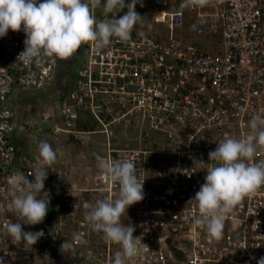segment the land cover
I'll return each mask as SVG.
<instances>
[{
    "label": "built area",
    "instance_id": "obj_1",
    "mask_svg": "<svg viewBox=\"0 0 264 264\" xmlns=\"http://www.w3.org/2000/svg\"><path fill=\"white\" fill-rule=\"evenodd\" d=\"M156 2L155 22L167 31L158 35L144 27L133 29L128 42L113 38L102 52L86 43L66 95L44 108L43 131L76 133L80 120L90 118L105 137L103 157L134 163L144 180V199L129 206L121 221L131 224L136 243L148 248L130 264H258L264 257V186L227 215L219 241L194 226L198 209L190 201L215 163L209 152L225 136L248 135L254 115L264 117V0H222V12L197 14L189 32L216 40L215 51L185 42L178 31L186 12L166 11L170 0ZM25 38L23 31L11 30L0 37V264H15L31 254L35 264H112L119 245L92 229L83 208L84 202L118 197L119 185L103 171L93 186L57 195L45 167L47 215L41 224L22 225L23 231L42 230L44 236L28 252L26 244H13L6 233V224L19 222L9 209L10 181L25 175L31 182L29 173L42 166L39 155L20 151L15 143L17 116L9 104L20 92L46 89L58 67L56 57L25 62L20 56ZM132 120L183 139L172 150L152 142L149 133L142 135L139 147L117 144L118 128ZM168 153L171 161L153 158ZM259 160H264V148L258 147L254 162ZM64 241L72 247L62 252Z\"/></svg>",
    "mask_w": 264,
    "mask_h": 264
},
{
    "label": "clouds",
    "instance_id": "obj_2",
    "mask_svg": "<svg viewBox=\"0 0 264 264\" xmlns=\"http://www.w3.org/2000/svg\"><path fill=\"white\" fill-rule=\"evenodd\" d=\"M211 0H182V8L204 7ZM141 0H0V37L8 31H23L25 34L24 51L20 56L27 63L39 64L44 57L66 60L72 57L83 44L89 43L97 51L109 48L113 38L121 43L130 40L132 30L141 20L135 11ZM141 6L142 3H141ZM102 9L108 19L98 20L94 12ZM127 8L120 18L117 13ZM250 133L242 139L228 136L210 151V164L206 170L205 183L190 202H195L198 214L193 219L194 226L203 227L210 237L222 239L224 220L245 197H250L264 186V160L254 162L258 147L264 148V117L254 115L249 121ZM42 166L39 171L30 172L34 180L18 175L10 181L9 209L19 222L6 224V233L11 242L34 245L44 232L23 231L22 225L41 224L48 212L49 194L44 191L47 171L57 162V151L46 141L38 145ZM97 166L103 171L110 183L119 185L116 199L106 197L95 204L84 202L85 220L103 239L119 245L112 264H130L148 248H141L133 236L135 228L125 226L121 217L129 206L144 199L143 181L136 174L130 160L108 161L97 155ZM81 241L79 234L74 235ZM72 247L67 241L61 251ZM258 264H264L262 257Z\"/></svg>",
    "mask_w": 264,
    "mask_h": 264
},
{
    "label": "crops",
    "instance_id": "obj_3",
    "mask_svg": "<svg viewBox=\"0 0 264 264\" xmlns=\"http://www.w3.org/2000/svg\"><path fill=\"white\" fill-rule=\"evenodd\" d=\"M221 1L222 0H211L210 4L204 7L197 6L192 8H182L181 7L182 0H170V5L165 10L168 12H174L179 10L186 12L184 27L182 30L178 31V34L182 37V39L185 42L203 47L207 51H215L217 49L216 40L191 34L189 32V26L196 19L197 14L199 12H204V13L222 12L223 5ZM129 2L130 0H125L126 4ZM141 3L143 6H141ZM141 3H137L135 11L142 18L134 27V29L144 27L154 32L155 34L163 35V33L167 31V29L164 26L159 25L155 22V14L160 10L156 0H141ZM126 12H127V8L117 13V18L122 17ZM94 14L98 20L108 19L112 15H114V14H109L108 16H105L102 9L99 8L95 10ZM219 39L220 38H218V41ZM85 46L86 43L83 44L81 48L77 51V53L74 54L72 61L74 60L75 62H73V67L69 72L70 82L74 71L81 63V58L84 53ZM57 63L59 67V58H57ZM57 75H58V71L56 74V78ZM54 82L55 81L51 82L48 88ZM51 89L52 87L50 88V91ZM53 90H54V86H53ZM67 90H68L67 88H62L60 86L57 89L56 93L55 94L53 93L55 97L54 100H59L61 97L66 95ZM49 95L50 94L46 92L45 93L42 92V94H40V90H36V89L32 91H24L18 93L16 99L9 104L10 108L16 113L17 116V120L15 122L16 127L14 131L15 143L17 144L20 151H26L33 155L36 154L39 155L38 145L42 141H46L52 146L54 150L57 151L58 154L57 162L50 169L46 168V170H48L49 179L52 181L51 182L52 185L50 186H53L52 190L55 194L62 195L67 189L80 187V185L93 186V183L96 180V176L99 174L100 171H102L97 166L96 157L97 155L104 156L105 154L106 151L105 137L102 133L99 132L100 129L98 128V125L95 121H93L90 118L83 117L78 124V128H77L78 130L76 133H69V134L62 133L59 136H55L51 131H48L46 134H43V136H41V138L39 139L35 135V132L32 130V128L34 127L32 120L37 115L36 113H42V111L45 112L44 108L47 105L46 106L44 105L49 104L50 102ZM39 101L41 102V104L39 103ZM40 108H43L41 109L42 111L39 110ZM49 121L50 123H52V119H49ZM59 123L62 125V120H59ZM42 125L44 126L46 124L42 122ZM48 130H50V128H48ZM178 130L181 131L179 127ZM145 133H149V138L152 142L161 143L168 150H172L173 147L178 142H180L181 139H183L181 135H179L176 138H172L164 133L150 131L149 128L147 127V124L139 123L138 125L136 121L132 120L131 122L126 123L124 126L118 128V131L116 133V141L117 144L120 145H125L126 143H129L133 147H139L141 146L140 139L142 138V135H144ZM93 136L95 137L93 138ZM131 136H133L134 138H131ZM80 144L87 149H89L90 147H86V146L91 145L93 149L92 151L93 154L91 153L89 154L90 156V157L88 156L89 162H87L86 165H82L81 162L75 166V163L73 161H75V159L79 161L80 158L77 156L78 154L75 156H73V154L72 155L65 154L60 151L61 150L60 148L61 147L65 148L68 145L70 146L69 147L70 149L75 148L76 150H80L81 148ZM153 158L156 160L165 159L168 161H171L173 159L171 154L169 153L167 155L155 154L153 155ZM75 173L76 175H74L75 178H73V182L72 181L70 182V179H68V175L71 176ZM62 177L63 179L61 180ZM83 179L86 180L85 183L82 184L78 183L81 182ZM60 182L62 185L60 184ZM95 202L96 201H93L92 204H95ZM50 212L52 214L55 213L52 210H50ZM15 264H35L34 256H32L31 254L29 258L27 257L21 258L17 260Z\"/></svg>",
    "mask_w": 264,
    "mask_h": 264
},
{
    "label": "rangeland",
    "instance_id": "obj_4",
    "mask_svg": "<svg viewBox=\"0 0 264 264\" xmlns=\"http://www.w3.org/2000/svg\"><path fill=\"white\" fill-rule=\"evenodd\" d=\"M207 41V40H206ZM204 44V43H203ZM206 46V45H205ZM204 46V47H205ZM77 53V52H76ZM73 57H74V55L72 56V57H70L69 59H66V60H61V59H59V67H58V69H57V71H58V75H57V78L56 79H54L53 81H55L49 88L47 87L46 89H44V90H40V94H42V92L43 93H48V94H50L49 95V104H45L44 106H49V105H53V104H55V102L57 101V100H54L55 99V97H54V95H53V93L55 94L56 93V91H57V89L61 86L62 88H67L68 89V87H69V83H70V79H69V72H70V70H71V68L73 67V62H75L74 60L72 61V59H73ZM57 74V73H56ZM52 81V82H53ZM53 86H54V90H53ZM59 86V87H58ZM52 87V89H51V91H50V88ZM53 95V96H52ZM51 96V97H50ZM53 99V100H52ZM39 103L41 104V102L39 101ZM45 103V102H44ZM43 107V106H42ZM41 109H43V108H40L39 110H41ZM42 111V110H41ZM56 113V112H55ZM37 115L34 117V119L32 120V123H33V128H32V130L35 132V135L40 139L41 138V136H43V134H45L44 133V131H43V125H42V122H43V120H44V118H43V111H42V113H36ZM45 126V125H44ZM30 129V128H29ZM101 136V135H100ZM95 136H93V138H94ZM96 137H97V135H96ZM131 138H134L133 136H131ZM81 145V144H80ZM79 145V146H80ZM70 146H66L65 148H63V147H61L60 149V151L61 152H63V153H65V154H73V156H75V155H77L80 159H79V161L78 160H76L75 159V161H73L74 163H75V166L78 164V163H81L82 162V165H86L87 164V162H89V154L91 153V154H93L92 153V151H93V149H92V146L90 145V146H86V147H90L89 149H87V148H85V147H83V145H81V148H80V150H76L75 148L74 149H70L69 148ZM68 148H69V150H68ZM63 149V150H62ZM89 150V151H88ZM69 151H70V153H69ZM78 152V153H77ZM89 152V153H88ZM89 156V157H88ZM61 161V160H60ZM74 175H76V173L75 174H73V175H71V176H69L68 175V179H70V182L72 181L73 182V178H75L74 177ZM65 178H67V177H65ZM63 179V177L61 178V180ZM62 182V181H61ZM61 182H60V184H61ZM86 182V180H82L81 182H78V183H80V184H82V183H85ZM62 185V184H61ZM80 187H83V185L81 186L80 185ZM26 246V250H28V252L30 251V246L28 245H25Z\"/></svg>",
    "mask_w": 264,
    "mask_h": 264
},
{
    "label": "bare ground",
    "instance_id": "obj_5",
    "mask_svg": "<svg viewBox=\"0 0 264 264\" xmlns=\"http://www.w3.org/2000/svg\"><path fill=\"white\" fill-rule=\"evenodd\" d=\"M160 17L162 16V15H159Z\"/></svg>",
    "mask_w": 264,
    "mask_h": 264
},
{
    "label": "water",
    "instance_id": "obj_6",
    "mask_svg": "<svg viewBox=\"0 0 264 264\" xmlns=\"http://www.w3.org/2000/svg\"><path fill=\"white\" fill-rule=\"evenodd\" d=\"M31 259H32V257H31Z\"/></svg>",
    "mask_w": 264,
    "mask_h": 264
}]
</instances>
